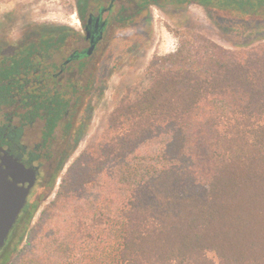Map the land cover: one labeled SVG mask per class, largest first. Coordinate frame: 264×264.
<instances>
[{"label":"trees","instance_id":"1","mask_svg":"<svg viewBox=\"0 0 264 264\" xmlns=\"http://www.w3.org/2000/svg\"><path fill=\"white\" fill-rule=\"evenodd\" d=\"M156 2L264 21V0ZM148 71L150 85L119 102L97 142L99 158L126 162L134 146L167 140L156 168L123 166L145 173L124 191L120 264H264V44L228 49L195 34Z\"/></svg>","mask_w":264,"mask_h":264},{"label":"rangeland","instance_id":"2","mask_svg":"<svg viewBox=\"0 0 264 264\" xmlns=\"http://www.w3.org/2000/svg\"><path fill=\"white\" fill-rule=\"evenodd\" d=\"M77 1L0 0V54L8 42L20 40L27 32L31 37L36 26L51 29L67 24ZM163 7H151L149 22L140 28L120 31L113 52L93 71L90 108L79 140L69 143L63 162L52 160L43 167L45 180L29 199L36 205L33 217L13 233L0 264H120L124 191L145 173L137 169L136 174L125 176L123 166L156 168L167 140L134 146L126 162L120 153L99 158L97 142L111 112L124 97L134 98L150 85L148 66L154 56L174 54L195 34L228 49L264 44V21L237 19L200 5ZM88 165L94 166L92 175Z\"/></svg>","mask_w":264,"mask_h":264},{"label":"flooded vegetation","instance_id":"3","mask_svg":"<svg viewBox=\"0 0 264 264\" xmlns=\"http://www.w3.org/2000/svg\"><path fill=\"white\" fill-rule=\"evenodd\" d=\"M154 6L165 10L156 0H78L67 24L51 29L36 26L30 38L25 34L4 47L0 54V148L27 167L37 168L27 204L38 183L45 180L43 167L52 160L63 162L69 143L79 140L90 108L93 71L113 52L118 33L149 22ZM57 115L60 119L49 135V121ZM19 220L0 254L25 224Z\"/></svg>","mask_w":264,"mask_h":264},{"label":"water","instance_id":"4","mask_svg":"<svg viewBox=\"0 0 264 264\" xmlns=\"http://www.w3.org/2000/svg\"><path fill=\"white\" fill-rule=\"evenodd\" d=\"M37 177V168L27 167L0 148V251L27 204Z\"/></svg>","mask_w":264,"mask_h":264}]
</instances>
